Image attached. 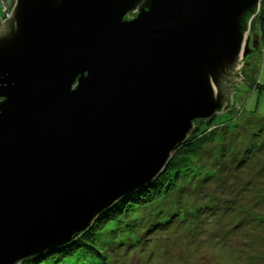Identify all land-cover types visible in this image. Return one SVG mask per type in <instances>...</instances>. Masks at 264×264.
Wrapping results in <instances>:
<instances>
[{"label": "water", "instance_id": "obj_1", "mask_svg": "<svg viewBox=\"0 0 264 264\" xmlns=\"http://www.w3.org/2000/svg\"><path fill=\"white\" fill-rule=\"evenodd\" d=\"M260 1L16 0L0 27V264L69 242L230 106Z\"/></svg>", "mask_w": 264, "mask_h": 264}, {"label": "rangeland", "instance_id": "obj_2", "mask_svg": "<svg viewBox=\"0 0 264 264\" xmlns=\"http://www.w3.org/2000/svg\"><path fill=\"white\" fill-rule=\"evenodd\" d=\"M248 37L255 52L240 69L248 84L232 96L242 109L234 121L238 126L226 125L227 113L215 116L214 123L225 126L171 155L178 167L168 177L181 188L128 205L102 224L92 242L72 254L50 249L59 256L41 264H264V134L258 138L264 130V45L252 26ZM198 124L203 131L204 122Z\"/></svg>", "mask_w": 264, "mask_h": 264}, {"label": "trees", "instance_id": "obj_3", "mask_svg": "<svg viewBox=\"0 0 264 264\" xmlns=\"http://www.w3.org/2000/svg\"><path fill=\"white\" fill-rule=\"evenodd\" d=\"M133 14L134 16L136 15L135 12H133ZM133 14L132 12L128 13L127 16L125 17L130 18ZM250 17H251V13H249L246 16L245 22L250 23V28L252 26L254 27V30L258 31V35H260L262 43L264 45V0L260 1V7L257 10L256 14L252 18ZM263 58H264V50H263ZM241 112L242 110L239 112L233 106L229 107L227 111L223 112L222 114L227 113L231 119L225 122L226 125L231 124L232 127H237L238 124H235L234 121H235L236 116H238ZM214 120L215 119L213 117L211 119L195 121L193 128L189 131L187 135V138L176 147L173 153H175L178 150L180 151L185 150L189 144L195 145L197 142L193 143L194 141H198V142L206 141V139H203V138L210 137V134H212L210 132L214 133V130H217L218 128H220V126L221 127L225 126L224 122H222L221 124L217 123L216 125V123H214ZM202 122H204L205 128L203 129V131H200V129H198V125H199L198 123H202ZM191 133H193V135H191ZM206 133H210V134L205 135ZM262 134H264V130H261V134L258 138H261ZM239 137L242 138V135L239 134ZM236 139H238V137H236ZM261 142L262 141L258 143V139H257L256 141L257 146L261 145ZM225 156H226V153L224 155V158ZM183 164H186V163L183 162ZM177 165H178V160L176 159V156L174 157L173 155L170 158L165 169L161 171L156 178L152 179L149 183L138 188L137 190L131 193H128L120 197L116 201H114L113 204H111L105 211L101 212L95 218V220L90 224V226L87 229L83 230L80 233L73 235L69 242H67L64 245L56 247V250L71 249V253L69 254H72L73 252H75L76 247L79 248V247L89 244V242H92L94 234H96V231L98 230L100 231L102 224H104L105 222H109L111 220H115V217H119L121 214L124 213V211H126V207L128 205L137 206L138 204L150 202L154 199L159 198L163 193L169 192L170 190H172L171 189L172 187L181 188V186L178 184V181H176L175 183H171L170 178L168 177L171 170H174V171L177 170V167H178ZM111 225H113V223ZM113 240L114 242H117L119 239L116 237ZM49 252L50 251L47 250L39 255L30 256L24 260H21L17 264H35L37 260H39V258H41L40 260V264H41L43 262H49L50 260H53V258L59 256V253L57 252L51 253V254H49ZM101 259L103 260L102 257Z\"/></svg>", "mask_w": 264, "mask_h": 264}, {"label": "built area", "instance_id": "obj_4", "mask_svg": "<svg viewBox=\"0 0 264 264\" xmlns=\"http://www.w3.org/2000/svg\"><path fill=\"white\" fill-rule=\"evenodd\" d=\"M10 1L11 0H0V3H1L0 27H1L2 22L10 16V14L12 13V10L14 8V4H15L16 0L12 1V5H10ZM248 32H249V27H248L247 33ZM241 67H242V64H238L236 66V70H237V73L239 74V76L242 78V75L240 73ZM232 96H233V93H231V95H230V106L229 107L233 106V104H234L233 100H232ZM235 106H237V105H235Z\"/></svg>", "mask_w": 264, "mask_h": 264}, {"label": "clouds", "instance_id": "obj_5", "mask_svg": "<svg viewBox=\"0 0 264 264\" xmlns=\"http://www.w3.org/2000/svg\"><path fill=\"white\" fill-rule=\"evenodd\" d=\"M131 13V12H130ZM131 18V17H130ZM248 27L250 28V23H248ZM247 31H248V29H247ZM247 33V32H246ZM247 35V34H246ZM242 59V58H241ZM241 72V71H240ZM242 75V74H241ZM242 78H243V76H242ZM233 93V92H232ZM234 104H233V107L235 108V109H237L239 112L242 110L241 108H240V106L239 105H237V106H235L236 104H235V102H233ZM225 111H227V109H225V110H223V111H220L219 113H216L215 115H214V117L215 116H217V115H220V114H222L223 112H225Z\"/></svg>", "mask_w": 264, "mask_h": 264}, {"label": "flooded vegetation", "instance_id": "obj_6", "mask_svg": "<svg viewBox=\"0 0 264 264\" xmlns=\"http://www.w3.org/2000/svg\"><path fill=\"white\" fill-rule=\"evenodd\" d=\"M136 13V12H135ZM132 14H133V12H132ZM134 16V14L131 16V17H133Z\"/></svg>", "mask_w": 264, "mask_h": 264}]
</instances>
